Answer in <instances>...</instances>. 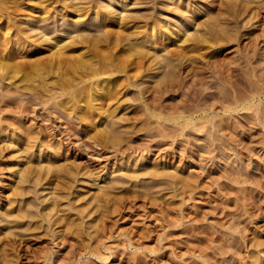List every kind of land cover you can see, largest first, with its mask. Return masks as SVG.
I'll list each match as a JSON object with an SVG mask.
<instances>
[{"label": "rangeland", "instance_id": "1", "mask_svg": "<svg viewBox=\"0 0 264 264\" xmlns=\"http://www.w3.org/2000/svg\"><path fill=\"white\" fill-rule=\"evenodd\" d=\"M237 1L96 0L109 12L114 38L123 30L146 52L135 65L136 48L129 52L126 41L78 45L68 56L77 52L90 69L100 67L97 86L78 83L89 68L50 66L53 46L26 34L31 21L21 26L24 38L0 46V55L10 53L9 62L0 61V264H264V0ZM28 3L33 11L35 2ZM61 3L53 4L52 19L63 20ZM98 20L85 15L80 26L92 36L111 31L90 25ZM152 22L175 38L190 33L186 38L205 43L195 49L186 48L189 39H149L142 30ZM209 23L223 28L213 30L222 31L219 39L205 33ZM163 44L188 57L194 50V63L164 59ZM103 81L111 98L97 109ZM87 103L96 108L91 120L110 114L80 120Z\"/></svg>", "mask_w": 264, "mask_h": 264}, {"label": "bare ground", "instance_id": "2", "mask_svg": "<svg viewBox=\"0 0 264 264\" xmlns=\"http://www.w3.org/2000/svg\"><path fill=\"white\" fill-rule=\"evenodd\" d=\"M28 1L30 2V1H34L35 3H34V6L32 7V9H33V11L32 10H30V4L28 3ZM66 1H68V0H0V46L1 45H4V44H13L16 40L18 41L20 38H24L25 36H26V34L27 33H29V34H31L32 36L34 35V36H37V35H39L40 36V38H41V40L38 38V37H36L35 39H37L38 38V41L41 43V42H43V43H45V44H47V45H52L53 46V53L52 52H50L51 54H50V66H54V67H56V66H59L60 68L62 67V68H64L65 67V69H66V67L68 68V66H70V64L71 65H73V64H75V65H73V66H75V68L76 67H78L77 65H79V67H80V65H81V67L80 68H86V70H87V68H89L90 67V63H89V61L87 62V60L85 61L82 57V55H78L77 56V52L75 53L76 54V56H74V57H72V56H68V54L70 55V53H71V55L72 54H74V51L76 50V48L78 47V45H84V44H86V43H89L90 45H92V46H94V47H97V45H101V44H110V43H112L113 45L115 44H120L121 42H125L126 44H125V49H128V51L130 52L131 50V48L133 47V48H136V52L134 51V53H133V55L135 56V57H137V58H135V59H133V61L132 62H130V63H132V64H134V63H136L135 65H137V63L139 62V60H140V57H142V56H144V54H146V52L144 51V48H145V46H144V48H142L141 49V46L142 45H136V44H134V43H132V42H130L131 40V35L129 34V33H127V34H125V32L122 30L121 32H119V31H117V32H115L116 34H115V38H114V36H113V29L111 30V29H109L108 28V26H107V24H108V13H105L104 11H102L103 9H102V7L101 6H99V2L98 3H96V0H84L85 2H83V0L82 1H80V2H78V4L76 3V4H74V3H71V4H69L68 6H67V3H65ZM111 1H113V0H111ZM122 1V0H121ZM141 1H143V0H141ZM230 2H233L234 0H229ZM237 1V0H236ZM57 2H59V3H61V2H63V5H62V9H64L65 11L64 12H62L61 13V15H62V18H63V20L62 21H58L57 19L58 18H54V19H52L51 17H58V13L57 12H55L54 10H52V9H54V6H53V4H55V3H57ZM69 2V1H68ZM77 2V1H76ZM101 2H103V1H101ZM136 2V1H135ZM178 2V1H177ZM176 2V3H177ZM185 2V1H184ZM228 2V1H227ZM238 2V1H237ZM240 2V1H239ZM242 2V1H241ZM107 3V2H106ZM106 3H105V6H106ZM112 3V2H111ZM117 3V2H116ZM145 3V2H144ZM150 3V2H149ZM229 3V2H228ZM62 4V3H61ZM133 4V3H132ZM138 4H139V2H138ZM173 4V3H172ZM241 4V3H240ZM259 4H261L260 2H259ZM264 4V3H263ZM122 5V4H121ZM120 5V6H121ZM127 5V4H126ZM146 5V4H145ZM171 5V4H170ZM226 5V4H225ZM230 5H232V4H230ZM229 5V6H230ZM104 6V5H103ZM104 6V7H105ZM111 6V5H110ZM110 6H107V7H110ZM134 6V5H133ZM175 6V5H174ZM177 6H178V4H177ZM227 6V5H226ZM233 6H234V4H233ZM236 6V5H235ZM234 6V7H235ZM245 6V5H244ZM261 6V5H260ZM263 6V5H262ZM103 7V8H104ZM128 7V6H127ZM165 7V6H164ZM180 7V6H179ZM232 7V6H231ZM239 7V6H238ZM247 7V6H246ZM166 8H167V4H166ZM171 8V7H170ZM184 8V7H183ZM182 8V9H183ZM186 8V7H185ZM189 8H191L190 6H189ZM227 8V7H226ZM243 8V7H242ZM105 9V8H104ZM148 9V8H147ZM164 9V8H163ZM169 9V8H168ZM173 9H175V8H173ZM234 9V8H233ZM236 9V8H235ZM239 9V8H238ZM36 10H38V12L36 11ZM107 10H109V9H107ZM112 10V9H111ZM119 10V9H118ZM138 10V9H137ZM177 10V9H176ZM175 10V11H176ZM186 10V9H185ZM227 10V9H226ZM244 10H246V9H244ZM256 10H258V9H256ZM256 10H255V12H256ZM113 11H115V10H113ZM112 11V12H113ZM149 11V10H148ZM147 10H146V13H149ZM167 11H169V10H167ZM174 11V12H175ZM178 11H180V9L178 10ZM231 11H233L232 9H231ZM250 11V10H249ZM116 12H117V10H116ZM116 12H114V13H116ZM121 12H123V11H121ZM129 12H131V11H129ZM133 12V11H132ZM131 12V13H132ZM140 12V11H139ZM142 12V11H141ZM230 12V11H229ZM234 12V11H233ZM241 12V11H240ZM239 12V13H240ZM126 13V12H125ZM131 13H128V14H131ZM144 13V15H146L145 14V12H143ZM157 13V12H156ZM156 13H155V15H156ZM164 13V12H163ZM186 13H188V12H186ZM201 13H203L202 12V10H201V8H200V10H199V14H201ZM112 14V13H111ZM122 14V13H121ZM177 14V13H176ZM181 14H183V13H181ZM185 14V13H184ZM235 14H236V12H235ZM85 15H89V16H91V17H94L95 19H99L98 20V22H95V23H93V24H90V25H93L95 28H102L103 30H104V27H107L106 29H109V30H111V31H108V30H104V35H96V36H92L91 34H90V32H88V31H85L86 33L88 32L89 34H84L85 32H84V30L86 29L84 26H80L81 25V23L83 22V20H84V16ZM134 15V14H133ZM137 15H138V13H137ZM140 15V14H139ZM138 15V16H139ZM142 15V14H141ZM254 15H255V13H254ZM113 16V15H112ZM114 16H116V15H114ZM129 16V15H128ZM143 16V15H142ZM147 16H149V15H147ZM159 16H162V15H159ZM188 16V15H187ZM237 16H238V14H237ZM18 17H25V19H23V18H18ZM111 17V16H110ZM123 17H125V15L124 16H122V19H123ZM131 17L132 16H130V19H131ZM146 17V16H145ZM144 17V18H145ZM163 17H165V16H163ZM181 17H183V16H181ZM230 17H233V18H235V16H230ZM50 18H51V20H50ZM59 18H60V16H59ZM127 18H129V17H127ZM150 18H151V16H150ZM189 18V17H188ZM233 18H231V19H233ZM239 18V17H238ZM19 19V20H18ZM39 21V22H37V20ZM126 18H124V20H125ZM130 19H128V21L130 20ZM134 19H137L136 17L134 18ZM149 19V18H148ZM147 19V20H148ZM197 19V18H196ZM214 20H215V18H213ZM219 19V18H218ZM113 20V19H112ZM117 20V19H116ZM124 20H122L121 21V23L124 21ZM144 20V19H143ZM188 20V19H187ZM192 20V19H191ZM198 20V19H197ZM212 20V19H211ZM234 20V19H233ZM237 19L235 18V20L234 21H236ZM28 21H31V23L32 24H30V26H24V24L26 25L27 23H28ZM118 21V20H117ZM120 21V20H119ZM151 21H153V20H151ZM158 21V20H157ZM194 21V20H193ZM218 21V20H217ZM221 21V20H220ZM223 21V20H222ZM221 21V22H222ZM229 21V20H228ZM240 21H242V20H240ZM110 22V21H109ZM114 22H115V20H114ZM125 22V21H124ZM165 22V21H164ZM174 22H177V21H175L174 20ZM208 22H210L209 20H208ZM120 23V24H121ZM127 23V22H126ZM161 23V22H160ZM159 23V21H158V23H156V24H160ZM173 23V22H172ZM178 23H179V21H178ZM192 23V22H191ZM213 23V22H212ZM232 23V22H231ZM242 23V22H241ZM240 23V24H241ZM128 24V23H127ZM126 24V25H127ZM142 24V23H141ZM169 24V23H168ZM182 24V23H181ZM180 24V25H181ZM199 24H201V23H199ZM210 24L211 23H209L208 25L210 26ZM221 24V23H220ZM220 24H218V27H219V25ZM239 24V25H240ZM89 25V26H90ZM109 25V24H108ZM162 25H164V24H162ZM179 25V24H178ZM202 25V24H201ZM207 25V24H206ZM206 25H204V26H206ZM206 26L207 28H206V32L205 33H209V35L210 36H214V38H218V37H221L220 36V32H222V31H218V33H216L217 32V30H219V29H221L222 27H220L219 29L217 28H215V27H217V25L215 26V25H213V26ZM223 25V24H222ZM229 25V24H228ZM231 25V24H230ZM243 25V24H242ZM24 26V29L26 30L27 29V32H26V34H24V31H23V29H21L22 27ZM92 26V27H93ZM122 26V25H121ZM177 26V25H176ZM192 26V25H191ZM196 26V25H195ZM68 27V28H67ZM112 27V26H111ZM110 27V28H111ZM143 27V26H142ZM231 27H232V25H231ZM230 27V30L232 29ZM122 28V27H121ZM193 28V27H192ZM196 28H200V25H199V27H196ZM195 28V29H196ZM201 28H203V26L201 27ZM234 28H235V26H234ZM116 29V28H115ZM123 29V28H122ZM131 29V28H130ZM129 29V30H130ZM137 29V28H136ZM140 29H142V28H140ZM165 29H166V27H165ZM182 29H183V27H182ZM194 29V30H195ZM223 29V28H222ZM225 29H226V27H225ZM228 29H229V27H228ZM95 31H97L96 29H94ZM121 30V29H120ZM132 30V29H131ZM180 30V29H179ZM199 30H201V29H199ZM203 30V29H202ZM216 30V34L214 33V31ZM227 30V29H226ZM29 31V32H28ZM72 31H74V32H77V34L75 35V36H73V35H71L70 34V32H72ZM100 31H101V29H100ZM126 31H128V30H126ZM143 32H142V34H148L149 36H150V38L149 39H154L155 38V34H159V39L158 40H160V42H162V43H164V41L166 40V39H168V38H170V40H171V42L173 43V42H177V41H179V40H183V42H188V39H189V44L187 45V47L186 48H189V47H191L192 48V46H193V48H195V49H197L199 46H202V44H204L205 43V40L206 39H202V38H199V39H202V42H200L201 40H199L198 38V40L197 39H193L192 37L190 38V37H188V38H186L187 36H188V34L189 35H191L190 33H188L187 34V36L186 37H183V36H179V37H177V38H175V37H173V33L171 34H169V33H166V32H162L159 28H157L156 27V25H155V23L154 22H152V24H150V26H149V28H147V29H144V30H142ZM185 31V30H184ZM229 31V30H228ZM234 31H236V30H234ZM234 31H232V32H234ZM34 32V33H33ZM63 32V33H62ZM66 32H69V34H67ZM81 32V33H80ZM83 32V33H82ZM94 32V31H93ZM103 32V31H102ZM119 32V33H118ZM178 32V31H177ZM197 32H199V31H197ZM201 32V31H200ZM224 32H225V30H224ZM231 32V33H232ZM238 32H239V30H238ZM264 32V31H263ZM33 33V34H32ZM120 33L122 34V35H120ZM124 33V34H123ZM185 33H186V31H185ZM203 33H204V31H203ZM212 33H214V35L212 34ZM220 33V34H219ZM235 33V32H234ZM233 33V34H234ZM240 33V32H239ZM102 34V33H101ZM133 34V33H132ZM140 34V33H139ZM181 34V33H180ZM183 34V33H182ZM197 34H199V33H197ZM201 34L202 33H200V36H201ZM228 34H230V32L228 33ZM227 34V35H228ZM232 34V35H233ZM30 35V36H31ZM50 35H52V36H50ZM71 35V36H70ZM204 34H202V36H203ZM125 36L127 37V38H125ZM135 36V35H134ZM175 36H177V35H175ZM185 36V35H184ZM194 36H196L195 34H194ZM205 36H207V34L205 35ZM204 36V37H205ZM223 36V35H222ZM225 36V35H224ZM209 37V36H208ZM229 37H231V36H229ZM229 37H228V39H227V41L229 40ZM237 37V36H236ZM32 38H34V37H31L30 39H32ZM211 38V37H210ZM226 38H227V36H226ZM232 38V37H231ZM230 38V40H232ZM235 38V37H234ZM35 39H34V41H35ZM208 39V38H207ZM219 39V38H218ZM217 39V40H218ZM33 40V39H32ZM68 40V41H67ZM138 40V39H137ZM191 40V41H190ZM221 41H223L222 39H220ZM219 40V41H220ZM234 40V39H233ZM232 40V41H233ZM38 41H36V42H38ZM132 41H133V39H132ZM214 41H216V40H214ZM220 41V42H221ZM226 41V40H225ZM134 42V41H133ZM141 42V41H140ZM155 42V41H154ZM153 42V43H154ZM181 41H179V43H180ZM219 42V43H220ZM139 43V42H138ZM144 43V42H143ZM178 43V42H177ZM182 43V42H181ZM206 43H209L208 41H206ZM211 43V42H210ZM209 43V44H210ZM218 43V42H217ZM254 43V42H253ZM252 43V44H253ZM39 44V43H38ZM124 44V43H123ZM122 44V45H123ZM148 44V43H147ZM151 44V43H150ZM157 43L155 42V45H156ZM216 44V43H215ZM136 45V46H135ZM143 45H145V44H143ZM161 45V44H160ZM164 45V44H163ZM218 45V44H217ZM59 46V47H58ZM91 46V47H92ZM152 46V45H151ZM176 46L178 47V45L176 44ZM175 46V47H176ZM185 46V45H184ZM183 46V47H184ZM250 46V45H249ZM253 46L255 47V45L253 44ZM252 46V47H253ZM2 47V46H1ZM46 47V46H45ZM100 47V46H99ZM148 47V46H147ZM166 47H168V45H164V49L166 48ZM171 47V46H170ZM242 47V46H241ZM251 47V48H252ZM47 48H48V46H47ZM113 48V47H112ZM132 48V49H133ZM172 48V47H171ZM2 49V48H1ZM97 49V48H96ZM163 49V48H162ZM161 49V50H162ZM173 49V48H172ZM171 49V50H172ZM177 48H175V50H176ZM183 48L181 47V49H180V47H179V49H177L178 50V52L176 51H170V49L168 50V49H165V50H163V51H165L166 52V50H167V57L165 56V58L164 59H166V58H169V60H171V61H175V62H177L179 65H181V64H184L183 63V60H184V62H190V61H193V60H191V54L193 53V51H192V53L190 54V56L188 57V55L185 53H183V50H182ZM4 50V49H3ZM49 50L51 51V49L49 48ZM153 50V49H152ZM182 50V51H181ZM202 50V49H201ZM253 50H255V49H253ZM100 51V50H99ZM103 51V50H102ZM2 52V50L0 51V53ZM73 52V53H72ZM97 52V51H96ZM104 53L105 52H107V51H103ZM112 52V51H111ZM131 52H133V51H131ZM152 52V51H151ZM156 52V51H155ZM184 52H185V50H184ZM188 52V51H187ZM196 52H199V51H197L196 50ZM125 53V52H124ZM149 53V52H148ZM158 53V52H157ZM189 53V52H188ZM252 53V52H251ZM250 53V54H251ZM10 54V53H9ZM9 54H7V53H5L3 56L2 55H0V56H2V57H0V61H1V59H3V60H5V61H10V60H8V58H9ZM103 54V53H102ZM127 54H129L128 52H127ZM150 54V53H149ZM153 54V53H152ZM166 54V53H165ZM198 54H200V53H198ZM198 54H196V55H198ZM204 54V53H203ZM245 54V53H244ZM244 54H243V56H244ZM15 55V54H14ZM101 55V54H100ZM104 55H106V54H104ZM104 55H102V56H104ZM129 55H132L131 53L129 54ZM185 55H187V56H185ZM194 55H195V53H194ZM201 55V54H200ZM248 55V54H247ZM110 56V55H109ZM122 56V55H121ZM127 56V55H126ZM147 56V55H146ZM154 56H155V54H154ZM204 56H206V55H204ZM243 56H241L239 59H241V61L240 62H244V63H247L248 62V60L249 59H247V61L246 60H244L243 59ZM255 56V55H254ZM47 57H49V56H47ZM85 57V56H84ZM105 57V56H104ZM128 57V56H127ZM149 57V56H148ZM151 57V56H150ZM153 57V56H152ZM156 57H157V54H156ZM159 58H161L160 56H158ZM157 57V58H158ZM196 57V59H197V56H195ZM200 57V56H199ZM198 57V58H199ZM202 57V56H201ZM248 57V56H247ZM250 57H252V55L250 56ZM250 57H248V58H250ZM106 58V57H105ZM121 58V57H120ZM119 58V59H120ZM134 58V57H133ZM144 58H145V56H144ZM158 58V61L160 60ZM163 58V57H162ZM262 58V57H261ZM12 59V58H11ZM86 59V58H85ZM99 59V58H98ZM108 59V58H107ZM153 59V58H152ZM156 59V58H155ZM164 59H162V61L164 60ZM263 59V58H262ZM121 60H122V58H121ZM120 60V61H121ZM123 60H124V58H123ZM167 60V59H166ZM166 60H164V61H166ZM201 60V59H200ZM234 60H238V59H234ZM233 60V61H234ZM12 61V60H11ZM14 61V60H13ZM36 61V60H35ZM38 61V60H37ZM36 61V62H37ZM43 61V60H42ZM47 61H49L48 59H47ZM99 61V60H98ZM100 61H101V59H100ZM109 61V60H108ZM171 61H169V62H171ZM231 61V60H230ZM236 61H234V62H236ZM250 61V60H249ZM259 61V60H258ZM35 62V63H36ZM110 62V61H109ZM124 62V61H123ZM160 62V61H159ZM259 62H261V61H259ZM16 63V62H15ZM14 63V64H15ZM17 63H19V62H17ZM34 63V62H33ZM34 63V64H35ZM39 63H40V61H39ZM103 63V62H102ZM101 63V64H102ZM118 63H119V61H118ZM125 63V62H124ZM129 63V64H130ZM174 63V62H173ZM193 63H194V61H193ZM214 63V62H213ZM237 63H238V61H237ZM258 63V62H257ZM262 63V62H261ZM37 64V63H36ZM95 64V63H94ZM110 64V63H109ZM141 64V63H140ZM162 64V63H161ZM165 65H167V64H169L168 62H167V64L166 63H164ZM178 64H177V66H178ZM202 64V63H201ZM239 64H241V63H238V65ZM19 65V64H18ZM40 66H42L41 64H39ZM123 64H121L120 66H122ZM172 65V64H171ZM170 64H169V69L173 66V65H175V64H173L172 66H171ZM191 65V64H190ZM195 65H197V64H195ZM229 65H230V63H229ZM234 65V64H233ZM245 65H247V64H245ZM16 66V65H15ZM20 66V65H19ZM37 65H35V67H36ZM40 66H39V68H40ZM52 66V67H53ZM104 65H102L101 66V69H103L102 67H103ZM129 66V65H128ZM144 66V65H143ZM220 66V65H219ZM218 66V67H219ZM232 66V65H231ZM236 66V65H235ZM258 66V65H257ZM264 66V65H263ZM18 67V66H17ZM38 67V66H37ZM36 67V68H37ZM92 67V66H91ZM168 67H167V69H166V71L167 70H169L168 69ZM211 67H213V66H211ZM233 67V66H232ZM239 67V66H238ZM241 67V66H240ZM246 67V66H245ZM2 68H5V66H3ZM100 68V67H99ZM99 68L97 69L98 71H100L99 70ZM105 68V67H104ZM111 68V67H110ZM177 68V67H176ZM175 68V69H176ZM190 68H191V66H190ZM214 68H215V66H214ZM228 68V67H227ZM234 68V67H233ZM243 68V67H242ZM255 68H258V67H256L255 66ZM46 69V68H45ZM68 69H70V68H68ZM107 69V68H106ZM122 69V68H121ZM137 69H138V67H137ZM136 68H134V69H132V70H137ZM144 69V68H143ZM174 69V68H173ZM213 69V68H212ZM240 69V68H239ZM247 69V68H246ZM245 69V70H246ZM59 70V69H58ZM70 70H73L74 71V69H70ZM97 70L96 69H94L93 67H92V69H90L89 68V71H87V73L84 71V73H81V75H80V77L78 78L79 79V82L78 83H82V84H84L85 85V83H87V81H89L91 84H93V85H96L97 86V84H99V81H97L95 78H96V76H97ZM109 70V69H108ZM114 70V69H113ZM139 70V69H138ZM219 70V69H218ZM241 70V69H240ZM249 70H250V68H249ZM258 70V69H257ZM52 71H53V69H52ZM62 71H63V69H62ZM103 71H104V69H103ZM174 71V70H173ZM176 71H178L177 69H176ZM194 71V70H193ZM224 71V70H223ZM247 71V70H246ZM260 71V70H259ZM58 72V71H57ZM65 72V71H64ZM66 72H67V70H66ZM65 72V73H66ZM69 72H71V71H69ZM134 72V71H133ZM195 72V71H194ZM215 72V71H214ZM243 72V71H242ZM54 73V72H53ZM77 73V72H76ZM86 73V74H85ZM99 73V72H98ZM166 73V72H165ZM169 73V72H168ZM171 73H172V71H171ZM212 73H213V71H212ZM216 73V72H215ZM218 73V72H217ZM216 73V74H217ZM225 73H226V71H225ZM229 73V72H228ZM245 73V72H244ZM68 73H66V75H67ZM71 74V73H70ZM69 74V75H70ZM75 74V73H74ZM78 74V73H77ZM76 74V75H77ZM80 74V73H79ZM167 74V73H166ZM165 74V75H166ZM192 74V73H191ZM222 74H223V72H222ZM60 75V74H59ZM65 75V76H66ZM132 75H134V73L132 74ZM170 75V74H169ZM176 75V74H175ZM230 75V74H229ZM244 75V74H243ZM6 76V75H5ZM72 76V74L70 75V77ZM168 76V75H167ZM166 76V77H167ZM173 76V75H172ZM191 76H193V75H191ZM198 76V75H197ZM196 76V77H197ZM217 76V75H216ZM222 76V75H221ZM233 76V75H232ZM256 76H258V75H256ZM78 77V76H77ZM85 77H88L87 79L85 78ZM164 77V76H163ZM174 77H176V76H174ZM194 77V76H193ZM192 77V78H193ZM204 77V76H203ZM218 77H219V75H218ZM223 77V76H222ZM259 77V76H258ZM257 77V78H258ZM76 78V77H75ZM132 78H134V76L132 77ZM199 78V77H198ZM197 78V79H198ZM207 78V77H206ZM205 78V79H206ZM224 78H225V76H224ZM262 78V77H261ZM71 79H74V77L73 78H71ZM93 79H95V81H92ZM122 79V78H121ZM130 79V78H129ZM201 79H203V78H201ZM204 79V80H205ZM216 79V78H215ZM218 79H220V78H218ZM229 79V78H228ZM248 79V78H247ZM246 79V80H247ZM259 79H260V77H259ZM62 80V79H61ZM68 80V79H67ZM76 80V79H75ZM123 80V79H122ZM169 80V79H168ZM170 80H172V79H170ZM169 80V81H170ZM191 80V79H190ZM192 80H194L195 81V79L193 78ZM230 80V79H229ZM249 80V79H248ZM247 80V81H248ZM252 80V79H251ZM69 81V80H68ZM67 81V82H68ZM71 81V80H70ZM187 81V80H186ZM201 81V80H200ZM254 81V80H253ZM252 81V82H253ZM63 82V81H62ZM62 82H60V83H62ZM76 82V81H75ZM103 82H105V81H103ZM160 82H162V81H160ZM196 82H198V80L196 81ZM204 82V81H203ZM251 82V83H252ZM101 83V82H100ZM159 83V82H158ZM200 83V82H199ZM205 83V82H204ZM203 83V84H204ZM207 83H208V81H207ZM227 83V82H226ZM250 83V82H249ZM249 83H247V84H249ZM255 83V85H256V82H254ZM63 84V83H62ZM62 84H60V85H62ZM74 84V83H73ZM76 84V83H75ZM87 84H89V83H87ZM160 84H162V83H160ZM160 84H158V85H160ZM169 84V83H168ZM172 84V83H171ZM188 84V83H187ZM191 84V83H190ZM197 84V83H196ZM201 84V83H200ZM229 84H231V82H229ZM235 84V83H234ZM263 84V83H262ZM70 85V84H69ZM83 85V86H84ZM173 85V84H172ZM205 86H206V84H204ZM250 85V84H249ZM252 85V84H251ZM254 85V84H253ZM253 85L251 86V87H253ZM89 86V85H88ZM92 86V85H91ZM99 86V85H98ZM117 86V85H116ZM192 86V85H191ZM226 86V85H225ZM62 87V86H61ZM66 87H67V85H66ZM70 87H71V85H70ZM95 87V86H94ZM179 87V86H178ZM185 87V86H184ZM227 87V86H226ZM232 87V86H231ZM234 87H235V85H234ZM251 87H249V88H251ZM256 87H258V86H256ZM69 88V87H68ZM78 88V87H77ZM76 88V89H77ZM114 88V87H113ZM233 88V87H232ZM236 88V87H235ZM61 89H63V88H61ZM70 89V88H69ZM83 88H81V90H82ZM94 89V88H93ZM100 89L102 90V91H104L103 92V94L100 96L101 98H98V99H100V104H98L99 105V107H97L96 105V108L98 109V108H100V107H103L104 105H105V103H106V101L108 100V99H110L111 98V96H110V94H111V90H112V88H110L109 87V83L108 82H105L104 84H101L100 85ZM234 89V88H233ZM253 89V88H252ZM256 89V88H255ZM57 90V89H56ZM79 90V89H78ZM81 90H80V92H81ZM155 90V89H154ZM165 90V89H164ZM222 90V89H221ZM220 90V91H221ZM228 90V89H227ZM263 90V89H262ZM61 92H59V94L60 95H63V94H70L69 92H67V90H60ZM82 91H84V90H82ZM86 91V90H85ZM224 91V90H223ZM226 91V90H225ZM79 92V91H78ZM80 92H79V94H80ZM96 92V91H95ZM118 92V91H117ZM191 92V91H190ZM261 92V91H260ZM76 94H77V97H78V93L77 92H75ZM74 93V94H75ZM114 92H112V94H113ZM116 93V92H115ZM224 93V92H223ZM238 93V92H237ZM75 94V95H76ZM86 94V93H85ZM264 94V93H263ZM54 95H56V94H54ZM189 95H191V94H189ZM225 95V94H224ZM237 95V94H236ZM59 96V95H58ZM66 96V95H65ZM68 96V95H67ZM84 96V95H83ZM114 96H115V94H114ZM193 96V95H192ZM238 96V95H237ZM236 96V97H237ZM240 96H242V95H240ZM239 96V98H241ZM94 97H98V94H96L95 93V95H94ZM224 97H228L227 95L226 96H224ZM233 97H235V96H233ZM232 97V98H233ZM53 98V97H52ZM68 98V97H67ZM66 98V99H67ZM84 98V97H83ZM86 98V97H85ZM92 98V97H91ZM116 98V97H115ZM243 98V97H242ZM71 99V98H70ZM76 99H78V98H76ZM95 99V98H94ZM222 99V98H221ZM229 99V98H228ZM236 100H237V98H235ZM249 99V98H248ZM69 100V99H68ZM86 100V99H85ZM96 100H97V98H96ZM191 100V99H190ZM230 100H232V99H230ZM229 100V101H230ZM240 100L241 99H239L238 101L240 102ZM244 100V99H243ZM70 101V100H69ZM113 101V100H112ZM188 101V100H187ZM234 101V103H236L235 102V100H233ZM232 101V102H233ZM109 102V101H108ZM231 102V101H230ZM231 102V103H232ZM251 102V101H250ZM71 103V102H70ZM74 103V102H73ZM73 103L71 104V105H73ZM78 103V102H77ZM90 103V102H89ZM89 103H87V106H89V108H86V109H82V111L80 112V114H79V116H78V118L80 119V120H85V119H87L90 115V113L91 112H93L94 111V108H92V105L91 104H89ZM107 104V103H106ZM232 105V104H231ZM236 105V104H235ZM230 106V105H229ZM106 107V106H105ZM76 108V107H75ZM95 108V109H96ZM104 108V107H103ZM114 108V107H113ZM153 108V107H152ZM155 108V107H154ZM110 109H111V106H110ZM109 108H108V111H113V109L112 110H110ZM115 109V108H114ZM156 109V108H155ZM229 109V108H228ZM102 110V109H101ZM116 110V109H115ZM114 110V111H115ZM107 110H105V112H106ZM254 111H255V109H254ZM75 112V111H74ZM103 112V111H102ZM108 112H106V113H104V114H102V115H100L99 116V118H98V120H96L95 118V116H93L92 114V120L94 119V122H97V121H100V119H101V121L102 120H104V118H106V116L108 115V114H110V113H108ZM113 113V112H112ZM182 113V112H181ZM191 113H193V112H191ZM188 114V113H187ZM193 116V115H192ZM258 117V116H257ZM260 117V116H259ZM90 118V120H91V117H89ZM89 118L87 119V121L89 120ZM111 118H112V116H111ZM204 118V117H203ZM202 119V118H201ZM200 119V120H201ZM264 119V118H263ZM91 120V122H93ZM191 120V119H190ZM258 120H260V119H258ZM105 121V120H104ZM109 121V120H108ZM203 123V122H202ZM205 123V122H204ZM106 124V123H105ZM198 124V123H197ZM201 124V123H200ZM195 126H196V124H194ZM202 125V124H201ZM103 126H105L106 127V125H103ZM107 126H108V124H107ZM194 126V127H195ZM200 127V126H199ZM198 127V128H199ZM103 128V127H102ZM104 129H106V128H104ZM96 130V129H95ZM106 131V130H105ZM95 132V131H94ZM100 134H99V133ZM97 133L100 135V138L99 139H101V134H104L100 129L99 130H97ZM105 134H106V132H105ZM98 135V136H99ZM103 136V135H102ZM97 138V137H96ZM104 138H105V136H104ZM103 138V139H104ZM22 173L24 174L25 173V171L23 172L22 171ZM22 174V175H23ZM24 178V177H23ZM22 178V179H23ZM21 179V178H20ZM19 179V180H20ZM21 179V180H22ZM23 181V180H22ZM17 182H19L18 180H17ZM17 185V184H16ZM15 185V186H16ZM21 187V186H20ZM21 189V188H20ZM19 190V189H18ZM19 191H21V190H19ZM19 191H17V192H19ZM15 192V191H14ZM24 193V192H23ZM13 194V193H12ZM15 194V193H14ZM17 194V193H16ZM25 194V193H24ZM21 195V194H20ZM12 196H14V195H12ZM16 199H18V197L16 198ZM1 207V206H0ZM23 212V211H22ZM22 212H21V214H22ZM2 213H4V215L6 214V216L7 217H9L8 215H7V213H5L4 211H2ZM19 213V212H18ZM9 214V213H8ZM11 214L12 213H10V216H11ZM14 215V214H13ZM20 215V214H19ZM22 215H20V217H21ZM23 216H24V214H23ZM22 216V217H23ZM15 218H16V216H15ZM19 218V217H18ZM12 219H13V216H12ZM21 219V218H20ZM19 219V220H20ZM7 220V219H6ZM7 222V221H6ZM11 222V221H10ZM13 223V222H12ZM11 264V263H10Z\"/></svg>", "mask_w": 264, "mask_h": 264}]
</instances>
